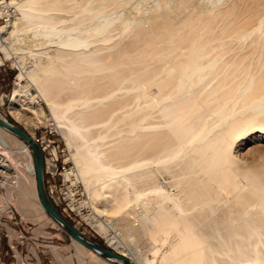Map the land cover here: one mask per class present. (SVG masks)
<instances>
[{
  "label": "bare ground",
  "instance_id": "1",
  "mask_svg": "<svg viewBox=\"0 0 264 264\" xmlns=\"http://www.w3.org/2000/svg\"><path fill=\"white\" fill-rule=\"evenodd\" d=\"M65 1L71 3L69 9L72 13L80 14V22L88 17L89 21L97 19L94 31L100 34L108 26H113L125 14L122 25L124 29L130 27L134 12L141 8L144 0L135 1L134 7L132 6L128 10L119 7L121 10H118L119 14L115 16L112 13L113 7L109 13L106 4L107 2H110L112 6L118 4L119 1L116 0H22L20 5L14 3L15 0L1 2L2 5H6L4 14L8 17L6 24L0 25V53L5 59L11 56V37L19 35L20 32L16 26L18 19L19 22L22 19L24 27L28 23L30 27L32 26V31L29 30L31 29L29 27V29L20 32L23 37L15 39L20 41L23 39L27 42L26 46L23 41L20 45H23L25 50H29L26 55H22V58L17 57L18 55L15 56L16 64L23 68V60L26 56H30L28 61L35 59V62L37 61L33 63L35 67L32 70L24 72L26 76L29 75V72L37 75L38 80L31 79L30 81L32 85L39 87L41 97L50 108L52 119L45 120L40 117L43 119L42 124L49 122L50 125L55 126L64 138L67 149L72 151L71 159L76 165L84 186L87 185L86 188L90 195L89 203L94 214V217L89 218L92 226L100 230L98 218L102 210L97 209L98 204H95L94 201H98L97 197L103 190L109 189L116 194L120 207L136 205L141 198H144L143 196L157 193L160 196V203L158 201L155 204L154 201L157 199L153 201V198L148 201H153L152 204L154 203L156 206L159 204V206H152L151 211L147 207V211H141L144 213L140 212L139 214L142 215L137 217L132 213L138 219L136 224L131 225L126 218H123V234L127 235L130 232L137 234L141 231L142 237H153L152 239L155 240L159 234H163L164 237H161L169 246V248L166 247L167 250L180 245L181 251L178 252V257L173 258L174 261L171 260L173 262L171 264H264V167L260 168V165L254 163L247 166H231L233 162L232 157L228 155L229 143H227V137L246 130L247 126L256 121H259L257 124L259 128L264 127V48H261L257 55L256 71L250 73L249 69L252 68L247 65V61L251 60L249 53L242 55L241 51L242 54H238L236 50L232 55L234 50L213 46L215 42L225 36L226 39L227 36L235 38L240 43L251 34H255L258 29L261 30L264 20V0L244 2L245 9L241 11L224 9L218 12L217 17L213 20L205 17L206 9L220 4L222 0H208L204 10L200 11H192L184 1L159 0L155 6H165L168 11L162 18L165 20L164 24L154 26L153 34L143 33L142 44L134 50L135 53L122 50L112 54L107 60L96 57L94 52L97 51L90 52L83 49L88 43L86 29L76 27L70 32L67 29L59 28V23L67 22L59 15L63 11L61 5ZM94 4H96L95 7ZM97 4L101 6L97 7ZM124 4L123 6H125ZM13 8L17 9L20 18L17 19L14 14L9 16V10ZM155 8L149 11L155 10ZM157 12H159L158 9ZM154 19H156L155 16ZM123 22L126 23V27ZM27 30L30 32L27 33ZM133 37L132 40L135 41L131 43L132 48L138 44L139 40L138 35ZM55 45L72 46L73 51L57 57L56 53L52 52ZM258 46L260 47L259 44ZM48 47H52V49ZM32 49L33 52L37 50V53L32 55ZM216 50L221 51L212 54ZM151 60L153 61L151 62ZM155 60L156 66L150 71L148 62L154 64ZM208 78L213 80L215 85L212 84L211 91L208 90L207 95L204 94L205 96L201 98L205 88H201L202 91L201 89H199L200 91L194 90L200 88L199 86L203 85V82ZM211 80L209 81L211 82ZM103 85L107 88H103ZM143 85L155 87L153 88L156 89L157 95L154 98L170 99L166 106L159 109V115L156 114L159 119L156 116L158 119L156 121L152 120L154 114L153 106L149 101L151 96L142 87ZM18 92L19 95L22 94L20 96H24L23 91L18 89ZM122 95L129 99L132 98L135 105H132L133 103L128 105L125 102L120 105L121 107L113 108L109 114L104 110L93 114L94 111H91L93 108L90 109L94 106L102 105L103 107V104L109 100H112L113 103L115 98H120ZM33 99L31 97L27 100L29 104L33 103ZM21 102L22 100L19 98L13 100L12 105L16 107L12 116L30 130L32 124L23 112L28 111L29 106L27 105L24 109V106L20 105ZM139 102L143 104H139ZM20 111L22 112L20 113ZM36 112L41 115L40 109L31 111L33 116H36ZM99 117L107 118L98 122L96 119ZM221 123L225 125L224 132L214 133V128ZM103 128L105 130L107 128L105 133L99 134L100 131L97 132V135L92 133L94 129ZM0 129L11 135L6 129L2 127ZM110 129L117 130L115 132ZM164 129L167 130L166 134H164L165 132L161 133ZM108 130H110V134H108ZM111 132L115 133L111 134ZM12 136L15 135L12 134ZM29 137L32 140L35 139V136ZM19 140L16 141L23 149L21 153L29 158V145L21 139ZM33 141L35 142V140ZM188 143L194 145V156L190 162L200 161L204 169L200 170L198 174L196 173L194 176L196 178L186 180L178 195L167 194L160 188H156L157 185L155 188L151 187L148 185L149 181L146 182L151 187L149 190L144 185L148 190L147 192L144 189L146 193L137 191L134 186V189L130 190L131 197L124 193L125 189L131 185L125 172L147 166L152 161L155 163L159 157L175 159L180 155L183 146ZM0 145L3 146L1 143ZM0 166L3 171H9L14 167L8 166L7 158L2 154L1 149ZM14 169L12 177L22 181L23 177L16 168ZM43 169L53 172L55 166L47 161L45 166L43 164ZM191 173L194 174L193 170ZM18 175L20 176L18 177ZM30 178L34 184L35 177L31 175ZM238 178L243 183L237 182ZM230 181H234V183L231 185L228 183ZM93 182L99 183L100 186L93 187V190L90 189L89 185ZM221 185L231 187L230 192L234 193L231 201L225 199L227 196L222 198V195L225 194L220 197L226 202L218 199V193L216 195L215 192ZM34 186L36 187V182ZM238 187H240V191H238ZM7 189L10 188L5 187L2 191L0 190V200L3 199L1 193ZM29 194L27 189L22 190L20 208L28 203ZM153 195L151 196L153 197ZM34 196L41 210L42 207L35 188ZM67 196L72 202H77L76 210L78 212L85 209V206L80 208L76 196H71L73 198ZM184 196L188 198L187 201L190 202L192 207L190 205L189 207L192 210L199 207L198 214L197 211L195 212L197 215L193 214L195 217H187L186 214L189 210L186 212L185 207L188 208V206L184 207V204L181 203L182 200L186 202ZM103 198L107 199L108 197ZM146 203L145 206L149 205ZM224 203L227 204L222 207ZM3 210L6 208L0 205V211L3 212ZM17 211L20 210L17 209ZM41 211L44 212L43 209ZM148 212L151 214L155 212L158 217L160 214L157 226H155L157 228L153 232L152 226L155 225L156 220L153 218L154 215ZM44 214L49 217L45 212ZM126 217L128 216L126 215ZM49 219L64 232L59 224L50 217ZM179 221L183 222L184 227H179L180 230H177ZM155 227L153 226V228ZM9 228L6 226L4 229L10 231L11 228ZM173 233H175L174 237L171 236ZM170 236L173 237L174 242L169 240ZM162 238L158 239L162 240ZM159 240L157 241L161 243ZM109 242L123 250L128 249L119 237L118 239L112 237ZM74 243L93 257L103 262L107 261L76 241ZM159 247L162 250V245ZM134 249L136 247H131L128 250L134 251ZM163 251L165 250L163 249ZM117 253L126 257L122 251H117ZM155 254H161V251H155ZM153 258L155 257L153 256ZM153 261L154 259L151 258L147 264H152Z\"/></svg>",
  "mask_w": 264,
  "mask_h": 264
},
{
  "label": "rangeland",
  "instance_id": "2",
  "mask_svg": "<svg viewBox=\"0 0 264 264\" xmlns=\"http://www.w3.org/2000/svg\"><path fill=\"white\" fill-rule=\"evenodd\" d=\"M8 1L9 0H6V2H8ZM15 1L16 2H14V3H17V5H20V1H22V0H15ZM116 1H119V3H118L119 5L116 3L115 5L112 6V4L110 2H107V4H106L107 10L109 13H111L110 10L113 7L112 13L114 16L116 14H119L118 10H121V8H119V7H122V9L128 10L129 8H132V6L134 5V2L137 0H116ZM161 1H168V0H161ZM175 1H177V0H175ZM180 1H184L185 3L187 2V5L192 9V11L204 10V6L207 5V2H208V0H180ZM248 1L249 0H237V1L236 0H222L220 2V4H218L214 7H209V8H211L210 10H209V8H207L206 12H205L207 14H205V17L207 19L213 20L215 17H217L218 12H220L224 9H229V8L231 10L241 11L242 9H245L244 2L247 3ZM156 2H159V0H144L142 6L140 5L141 8L139 10H137L136 12H134L133 17H132V23H131L130 27L124 29V27L122 25L123 18L126 15L125 14L123 17L120 18L119 21L117 20L113 26L112 25H110V27L108 26L104 32L98 34L96 31H94V29H95L94 26L97 22V19H93V20L89 21L88 20L89 17H88V18H85L84 21L80 22V20H81L80 14L78 12L72 13V11H70V9H69V8H71V7H69V5L71 3H67V1H65L61 5V7L63 8V11L60 12L59 15L62 17L63 20L64 19L67 20V22L64 24H60L58 22L59 28L64 29V30L67 29V31H70V32H72L71 30L76 28V27H81L82 29H86L87 30L86 37L88 38V43H87V46L83 49H87V51H90V52L97 51V52H94L95 56L98 58L100 57V59H103V60L110 59L112 54H116L122 50H123V52L124 51H130V52L135 53L136 51H134V50L140 44H142V34L143 33L153 34L154 26L163 25L165 22V20L162 18H164V16L168 13L167 8L164 6L166 9V11H165L163 6L156 7L155 6V5H157ZM123 4L126 6V8H124L125 6H123ZM129 4H130V6H129ZM93 6L95 7L96 4H94ZM99 6H101V5L97 4V7H99ZM152 8H155V10H152L154 12L149 11ZM13 9H14V11H12ZM13 9L9 10V16H10V14H12V15L14 14L17 19L20 18V15H19V12L17 11V9H15V8H13ZM157 9L159 12H157ZM137 12H138V14H137ZM154 16L156 19H154ZM90 19H91V17H90ZM123 24L126 27V23L123 22ZM28 25H29V23H28ZM28 25L26 24L24 27L22 19H20V22H19V19L17 20L16 26L20 32H23L26 29H29L30 25L29 26ZM150 26H151V28H150ZM262 26H261V28H262L261 30L258 29L259 32L256 31L255 34H251L250 35L251 37L249 36L246 39H243V41H240V43L235 38L227 36L228 38L226 39V36H225L223 39L215 42V44H213V46L226 47L227 50L230 49V51L234 50V52L232 51V55L235 54L236 50H237L238 54L243 53L242 55L249 53V55L251 56V60L247 61V65H249L250 68H252V69H249V72L253 73L256 71L255 64L257 61L256 58H257V55L259 53V50L261 48H264V20H263ZM30 28L31 29H29V30L32 31V26ZM29 30H27L26 32L28 33ZM20 32H19V35L18 34L13 35V38L15 37L14 39L11 37V42H10V45L12 46L10 48L11 56L8 59H5L3 57V55L0 53V60H1V65H0V117L3 118L4 120L8 121L11 124L18 126L23 131H25L29 136H35V137L36 136H45L46 140H48L50 142L52 141V143H54V146L58 147V149H57L58 155H59V157H58L59 158L58 169L60 171H62V167H64V169H66L64 172H62L64 177L70 181L75 180V183L78 184V186L80 188H82L81 191L82 190L84 191V195H83V192L78 191L77 187H74L76 190L74 193L72 190H71V192L69 190L66 194L69 195L68 193H72V194H70V197H71V196H77V191H78V194L81 192L82 195L80 196V198L79 199L76 198V200L80 203V205H79L80 208L82 206L86 207V205H82V203H85V204L87 203V205L92 209V206L89 203L90 202L89 201L90 195H89V192L87 191L88 189L86 188L87 185L84 186L85 184L83 183V181L80 179V177L78 175L76 165H75L74 161H72V159H71L72 151H69V149H67L65 142H64V138L62 137V135L56 129L55 126L50 125L49 122L42 124L43 119H45V120H51L52 119L50 108H49L47 102L45 100H43V97H41L42 94H41L39 87L32 85V83L30 81L31 79L38 80L37 75L35 73H32V72H29L28 76L25 75L26 71H30L35 67V64L33 65V63L37 62V61L35 62L36 59L34 61H32V60L28 61L29 60L28 58L30 56H26L25 59L23 60V62H24L23 66H22L23 68L18 67L16 64L17 59L15 56L18 55L17 57L22 58L23 57L22 55H26L29 52V50L24 49L25 47H23V45H20V44H22V41H23V39H22V41L19 40L20 39L19 37H23L22 33H20ZM136 35L139 36L138 44L135 45L134 48H132L133 46H131V43H132V41H135L132 39L134 38L133 36H136ZM140 36H141V38H140ZM16 38H19V39L15 40ZM253 39H254V41H253ZM234 40H237V41H234ZM23 43H24V46H26L25 44L27 42L23 41ZM128 43H130V44H128ZM258 44L260 45V47L258 46ZM127 47H128V49H127ZM48 48L52 49V47H48ZM48 48H46V49H48ZM72 48H73L72 46L68 47V46H56L55 45V47L52 49V52L56 53L57 57H61L62 55H65L67 53L72 52L73 51ZM13 49H15V50H13ZM42 49H44V48H42ZM78 49H82V48H78ZM227 50H224V51H227ZM220 51L221 50H216L212 54L219 53ZM31 52H33V49L31 50ZM34 53H37V50L34 51L32 53V55ZM236 55H237V53H236ZM153 60H151V62ZM151 62H148V67H149L150 71H152L156 66V60H155L154 64ZM150 63H151V65H150ZM253 69H254V71H253ZM208 79L205 80L207 83L204 81L203 82L204 84L199 86L200 88H196L197 90L196 89L194 90V91H200L199 89L205 88L203 91L201 89V91H202L201 98H203L205 95H207V93L209 91H211L210 89L213 88L212 86L215 85L212 82L213 80L209 79V80H211V82H212L211 83ZM142 87L145 89V91H148L149 96H151V98H152V100H151V98H149V101L151 102V104L153 106L154 118H152V120L154 119V121H156L157 117L159 119V116H157V115H159L158 114V112L160 111L159 109H162L163 106H166L170 102V99L169 98H166V99L162 98V100H164V101H162V100H160L161 98H154L157 95V93H156V89H154L155 87L152 85L151 86L150 85H147V86L143 85ZM103 88H107V87L104 86ZM18 89H20L21 91L24 92L23 93L24 96H20L22 94L19 95ZM151 91H152V93H151ZM99 96H100V93H99ZM31 97L34 98L33 103L30 102V104H29V102L27 100ZM17 98L22 100L20 105L24 106L23 107L24 109L28 105L29 110L30 109H32V110L33 109H40V111H41V115L38 114L37 112L35 113L36 116L38 117L36 119V118H34L36 116H33V113H31L32 110L31 111H29V110L23 111L22 110L26 114L25 117L32 124L30 130L25 128V125L23 123L16 121L14 119V117L12 116V113L14 112L15 107H16L15 105H12V103H13V100L17 99ZM117 100H118V102H116ZM127 100L130 102H128ZM125 102H127L128 105H131L132 103H133L132 105H135L132 98L129 99L127 97H124V95H122V97H120V98H115V100H113V103H112V100L111 101L109 100L108 102L103 104V107H102V105L100 107L94 106V107H90V109L93 108V109H91L92 112L94 111L93 114L96 113L97 111H101V110H104L107 112V114H109L111 111H113V108L114 109L119 108L118 106L125 104ZM108 103H109V106H108ZM140 103H142V102H139V104ZM30 107H32V108H30ZM22 111H20V113ZM40 117H42L43 119ZM102 118L99 117L96 120L98 122H100V120L102 121V120L106 119L107 117H102ZM80 120H81V118H80ZM40 122H41V124H40ZM150 123H151V121H150ZM257 124H259V121H256V122L252 123L251 125L247 126L248 128H245L246 130H243L239 133L231 135L230 137H227V143H229L228 155L232 157V162H233V164L231 163V166H233V165L247 166L251 163H254V164L260 165V168L262 166L264 167V127L259 128ZM224 128H225V125L223 123H221L220 125H218L214 128V133H219V132L222 133V132H224ZM104 130H105L104 128L100 129V130L94 129L92 133L97 135V132L100 131L99 134L100 133L102 134V132L103 133L106 132L107 128L105 131ZM110 130H108L109 131L108 134H110ZM116 130L114 129L113 131L116 132ZM135 131H136V129H135ZM149 132H151V131H149ZM162 132L163 133L165 132L164 134H166L167 130L164 129L161 131V133ZM114 133L111 132V134H114ZM15 139L19 140L15 136H12V134L10 135L9 133L0 129V143L4 146L3 147L0 145V149L2 151V154H4V156L7 158L8 166L9 167L14 166L12 168L10 167L11 170L13 169L15 171L14 168H16L17 172L23 177L22 181L17 180V184L14 187L10 186L9 187L10 189H7L6 191H4V193H1V196L3 199L0 200V205L2 207H5V208H7L8 206H12L16 212L15 213L16 221H19V223L21 225H19V227L11 226L10 227L11 229L9 228L10 231L5 230L4 228L0 229V231H5L6 234L10 238H12V242H13L12 244H14V246H17L18 255L22 256V260H20V259L15 260L13 258L12 259L11 258L10 259L4 258V259H2V261H0V264H117V263H112V262L106 261V260H104L106 262H103L100 259H97V258L93 257L92 255H90V253L87 252L86 250L77 246L74 243V241L71 240L65 234V232L61 231L49 219V217H47L44 214V212L41 211L42 209L40 210L37 199L34 196V188L36 189V187L34 186L35 182L33 184V182L31 181V178H30L31 175H33L35 177L34 160H33L32 152L29 149V153H30V157H29L30 159H29L27 155L21 153V151H23V149L21 148V146H19V144H17V141ZM116 149H117V146H116ZM192 156H194V145H193V143H188V144L183 146L180 155L175 159L160 158L159 157V160L158 161L155 160V163L152 161L147 166H144V167L138 168V169H134V170L129 171V172H125L126 178H129V182L131 183V185L125 189V191L126 190L127 191L126 192L124 191V193L127 194L129 197H131L130 190H131V188H133V186L135 187V189H137V191H143L144 193H146L145 191L147 190V187L149 190V188H151L152 186H154V188H155V186L157 185L156 188L157 187L160 188L161 190H163L167 194L172 195L175 193L176 195H178V192H180V190H181L182 184H184L186 182V180H188L190 178L191 179L196 178V177H194V176H196V173L198 174L200 170L204 169V167L202 166V163L200 161H196V162H192V163L190 162V159L192 158ZM164 159H166V160H164ZM187 160H189V161H187ZM111 161L115 162L113 160H111ZM63 162H65V164H63ZM180 169H182V170H180ZM166 170H167V173H166ZM190 170H191V172L193 170L194 174L189 172ZM188 172H189V174H191L193 176L191 177L188 174ZM20 175H18V177ZM16 179H18V178H16ZM151 180H152V182L153 181L154 182L152 183ZM146 182H148V185H150L151 187L148 186L146 184ZM237 182L243 183V181H240V178H238ZM237 182L235 181V183H237ZM96 183L97 182H95V183L93 182V184H95V185H93L91 183V185H89L90 189L92 188V190H93V187L98 188V186H100L99 183H97V184ZM149 183H151V184H149ZM228 183L232 185L234 183V181H230ZM57 184H60V181ZM144 185H146L147 187ZM56 186H59V185H56ZM224 187L222 185L220 187H218L216 189L215 194L218 193V197H219L218 199L220 201L224 200L222 202H226L225 199H228L229 201H231L233 199L234 193L230 192L231 187H227V186H224ZM238 188H237L238 191H240V187H238ZM23 189H25V190L27 189L29 191L30 198H29L28 203L24 206L22 205L20 208L19 206H20V204H22V199H21L22 195L21 194H22ZM144 189H146V190H144ZM148 190H147V192H148ZM238 191H234V192H238ZM90 192H92V191L90 190ZM154 194L155 195L150 194V195L143 196L144 198H141L139 200V202H137L136 205H127V206L120 207V205L118 203L119 201L117 200V195L114 194L109 189L103 190L101 193H99V195L97 197L98 201H94V202H96L95 204H98L97 209L102 210L101 214L99 216L105 218V219H100V217L98 218L100 220V222L98 223L100 230L93 227L92 224L89 222V218L94 217L93 216L94 214H90L87 217L83 218L85 220V222L90 226L89 227L90 229L86 227L85 228L86 232L85 231L84 232L80 231V232L83 233L85 236H87V238L91 239L92 241H94L100 245H103L105 248L113 249L116 252L122 251V253H124L126 255V258H128L132 262V264H147V263H149L151 258L154 259L152 264H169V263L171 264V263H173L172 261H174V259L176 257H178V252L181 251L180 245H176V246H174L173 249L167 250V248H169V246L167 243H165L164 239L162 238V237H164L163 234H159V236H157V237L155 236L157 240L162 238V240H159L161 243H159L157 240L152 239L153 237L152 238H149L148 236H145V238L142 237L143 233L141 231L138 232L137 234L134 232H130V234H127V235L122 233V224L124 223L123 218H126V220H128L131 225H134L138 222V219L136 217L139 215H142V214H139L141 211H145L147 209V207H148V210H150V208L152 206L153 207L159 206V204H157V206L155 204H156V202H158L160 200V196L157 193H154ZM222 194H225V195H222ZM151 195H153V197ZM221 195H222V198L224 196L225 197L227 196V198L224 197L225 199H222L220 197ZM103 197H108V198L105 199ZM150 198L151 199L153 198V201L157 199L156 201H154L155 204L151 203L153 201H151V202L148 201ZM185 198H186L187 203L183 200L181 203L184 204V207H185V205L188 206V208L185 207L186 212H187V210H189L186 214L187 217H189V218L195 217V215L198 214L199 207L194 208L192 210L190 208V207H192L190 205V202L188 203V201H187L188 198L187 197H185ZM180 199H182V196H180ZM146 200L148 201V203H146L147 202ZM1 202H4V203H1ZM145 203L149 204V205L145 206L144 205ZM158 203H160V201ZM150 204H151V206H150ZM226 204L227 203H224V206H222V207H225ZM228 204H230V203H228ZM165 205H167V204L165 203ZM189 205H190V207H189ZM17 209H19L20 211H17ZM196 211H197V214L195 213ZM132 213L134 215H136V217L133 216ZM141 213H144V212H141ZM148 213L151 214V212H148ZM193 214H195V215H193ZM126 215L128 217H126ZM151 215H154L153 218H155V220H156L155 225H153L155 227V226H157V220L160 217V214H159V217L155 212ZM179 222L177 224L178 228L184 227L183 222H181V221H179ZM153 226H152V232L155 231L157 228V227L153 228ZM178 228H177V230H180V228L179 229ZM88 231H89V234H88ZM93 232H95V234ZM147 234H148V232H147ZM20 236H23L24 238H22V240L21 239L17 240L18 237H20ZM171 236L174 237L175 233H173ZM171 236L169 237L170 238L169 240L170 241L172 240L174 242L175 240H173V237H171ZM112 237H115V239H118V237H119V239L121 240L123 245L125 247H127L128 249L131 247H136V249H134V251H133V250H128V249L123 250L121 248H118L116 245L114 246L109 242V239ZM192 238H191V240H192ZM21 241L23 242V244H21ZM161 245H162V250L159 247ZM163 249L165 251H163ZM0 250L4 251V252L6 251V243L5 242L1 243ZM158 250L161 251V254L157 255V254H155V251L157 252ZM135 251H137V252H135ZM173 255H175V257H173ZM0 256L4 257L5 253L0 254ZM153 256L155 258H153ZM55 260H57V261H55Z\"/></svg>",
  "mask_w": 264,
  "mask_h": 264
},
{
  "label": "built area",
  "instance_id": "3",
  "mask_svg": "<svg viewBox=\"0 0 264 264\" xmlns=\"http://www.w3.org/2000/svg\"><path fill=\"white\" fill-rule=\"evenodd\" d=\"M4 1L5 0H0V25H5L7 22V17H8L6 16V14H4L6 5L1 4V2H4ZM33 140H35V142L39 145V147L42 150L44 166L47 161H50L55 166V169L53 172L43 169L44 170V187L46 190L47 197L49 198L50 202L55 207V209L60 213V215L65 220H67L71 225L77 228V230L84 232L85 228L86 227L89 228L90 226L85 222L83 218L87 217L90 214H93L92 209L86 203L85 209L78 212L76 210L77 202L76 201L72 202V200L66 194L69 190L70 192L72 190L74 193L76 191L74 187H77L78 191H81L82 188H80L78 184L75 183V180L71 179L73 181L72 182L70 180H67L64 177V175L62 174V172L66 170L64 169V167H62V171L58 169V161H59V158H58L59 155L57 151L58 147L54 146V143H52V141L50 142L46 140L45 136H36L35 139ZM63 164H65V162H63ZM1 168L2 167L0 166V190L2 191L3 189H5V187L7 188L10 186H15L17 184V180L12 177V175L14 174L13 169L9 171H3L1 170ZM59 181H60V184H57ZM55 184L59 186H56ZM78 191H77V196H76L77 199H79L80 196L82 195L81 192H83V195H84L83 190L79 194H78ZM68 194L70 196V194L72 193H68ZM11 207L12 206H10V208L8 209L6 208V210H3V212H6L5 214L2 211H0V228H5L6 226L19 227V225H21L19 221H16L14 208H11ZM99 217L100 219H105L101 216ZM93 233L95 234V232ZM88 234H89V231H88ZM22 238L24 237L22 236ZM22 238L18 237L17 240L19 239L22 240ZM2 242L6 243V251L4 252L0 250V254L5 253L4 257L0 256V261H2V259L4 258H7V259L13 258L15 260H19V259L22 260V256L18 255L17 246H14V244H12L13 243L12 238H10L6 234L5 231H0V245ZM21 244H23L22 241H21Z\"/></svg>",
  "mask_w": 264,
  "mask_h": 264
},
{
  "label": "water",
  "instance_id": "4",
  "mask_svg": "<svg viewBox=\"0 0 264 264\" xmlns=\"http://www.w3.org/2000/svg\"><path fill=\"white\" fill-rule=\"evenodd\" d=\"M0 127L6 129L11 134L15 135L29 145L34 159L36 190L40 205L44 212L62 227L65 234L72 240L76 241L78 244L82 245L87 250H90L97 254L102 259L113 261L114 263L118 264H132L128 258L120 255L113 249L105 248L104 246L84 236L80 231H78L73 225H71L60 215V213L52 205L46 194L43 182V154L39 145L34 142L21 128L9 123L6 120H3L1 117Z\"/></svg>",
  "mask_w": 264,
  "mask_h": 264
},
{
  "label": "crops",
  "instance_id": "5",
  "mask_svg": "<svg viewBox=\"0 0 264 264\" xmlns=\"http://www.w3.org/2000/svg\"><path fill=\"white\" fill-rule=\"evenodd\" d=\"M55 261H57V260H55Z\"/></svg>",
  "mask_w": 264,
  "mask_h": 264
},
{
  "label": "trees",
  "instance_id": "6",
  "mask_svg": "<svg viewBox=\"0 0 264 264\" xmlns=\"http://www.w3.org/2000/svg\"><path fill=\"white\" fill-rule=\"evenodd\" d=\"M103 246V245H102Z\"/></svg>",
  "mask_w": 264,
  "mask_h": 264
}]
</instances>
